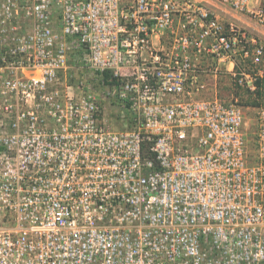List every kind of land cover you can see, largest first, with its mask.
<instances>
[{"label":"built area","instance_id":"2783aa9c","mask_svg":"<svg viewBox=\"0 0 264 264\" xmlns=\"http://www.w3.org/2000/svg\"><path fill=\"white\" fill-rule=\"evenodd\" d=\"M240 60L264 45L203 1L0 0V264H264V111L254 163L199 98Z\"/></svg>","mask_w":264,"mask_h":264},{"label":"rangeland","instance_id":"374dc122","mask_svg":"<svg viewBox=\"0 0 264 264\" xmlns=\"http://www.w3.org/2000/svg\"><path fill=\"white\" fill-rule=\"evenodd\" d=\"M196 1H203L207 8L221 21L224 23L234 22L239 28L245 29L251 38L256 39L258 43L264 45V28L259 26L255 21L242 15H237L231 12L227 7L216 3L215 1ZM260 71L262 72L260 74L261 76L259 75ZM237 73V77H233L223 70L216 80L210 78L212 83H214V81L216 82L217 92L204 93L199 95V98L206 100L219 99L228 103L238 104L244 109L247 122L246 138L249 150L253 152L251 161L256 163V154L254 153L253 144L257 132L259 113L264 111V95L260 97L257 94V90L259 80L264 78V64L256 66L250 61L240 60ZM82 77L83 75L81 73H76V77L71 81V84L82 80ZM250 80L254 81L255 90H250L248 88L247 82Z\"/></svg>","mask_w":264,"mask_h":264},{"label":"trees","instance_id":"16d2710c","mask_svg":"<svg viewBox=\"0 0 264 264\" xmlns=\"http://www.w3.org/2000/svg\"><path fill=\"white\" fill-rule=\"evenodd\" d=\"M264 78L260 79L258 82V90H257V94L262 97L264 95Z\"/></svg>","mask_w":264,"mask_h":264}]
</instances>
